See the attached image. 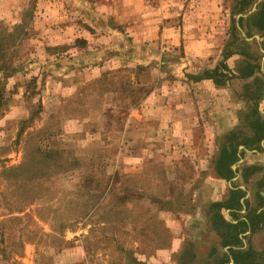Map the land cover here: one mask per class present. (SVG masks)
<instances>
[{
  "label": "rangeland",
  "instance_id": "1",
  "mask_svg": "<svg viewBox=\"0 0 264 264\" xmlns=\"http://www.w3.org/2000/svg\"><path fill=\"white\" fill-rule=\"evenodd\" d=\"M183 1L0 0V264H188L177 253L136 259L160 246L166 220L179 236L169 230L165 241L193 244L203 227L213 246L201 213L227 185L202 194L211 185L202 161L211 151V164L230 130L250 135L253 96L264 111V31L250 17L264 0ZM191 30L206 32L210 50H187L201 39ZM248 63L255 74L240 78ZM216 68L222 86L190 90L191 74ZM164 91L168 105L151 99ZM183 105L198 112L191 128L162 111ZM259 164L243 184L254 206L264 195Z\"/></svg>",
  "mask_w": 264,
  "mask_h": 264
},
{
  "label": "crops",
  "instance_id": "2",
  "mask_svg": "<svg viewBox=\"0 0 264 264\" xmlns=\"http://www.w3.org/2000/svg\"><path fill=\"white\" fill-rule=\"evenodd\" d=\"M185 1L186 0L183 1V4L185 3ZM215 32L216 31H214V33ZM162 33L163 34L161 36H163V38L171 37V40L169 38L166 43H171V45H174V47H176L175 43L177 36L174 35L170 30L166 29H164ZM169 33H171V35H168ZM187 34H190L191 36L201 35L199 37L201 39L189 41V44L191 45H187L188 51L194 52L198 55L201 54L202 49L203 51L210 50V46H208L209 48H203L201 46L203 42L207 41V37L205 35L206 32H197L196 30H191L189 32H186L185 35ZM154 36L158 37V32H154ZM202 38H205L206 41ZM196 40L199 41L197 42ZM199 75L200 74H191V76H189L188 81H190L191 85L190 90H193L194 87H198L199 85H205L209 87V85H211L212 83L215 86L219 87V85H217L212 79H199L195 81V76ZM187 76L188 74L186 75V77ZM172 94L173 92L168 93L167 91H164L163 93H161V96H159V94H152L151 99L160 97V99H162V102H166V104L168 105L169 101H171L172 99ZM192 94H195V92H192ZM192 94H185L184 97L187 96V99L194 101L192 98ZM253 99L256 100L257 103H254L256 106V110L254 111V109H252L251 112H254L255 116L253 115L252 120L249 122L250 135L243 134L242 137H238V135L234 132L236 130H230V134L225 138L227 140V144H225L224 146L222 145L220 150L218 151L217 148H215L217 153L213 155L214 160L211 162V164H209V166L207 167L208 162H210L212 159L211 151L209 152V156L204 155L205 159L204 161H202L205 167L202 168L201 171H208V173L206 174V178H204V181L210 182L211 184L204 185V187L200 190L202 194H207V197H212L213 195L214 197H216L215 188L212 186V183L213 185H216L220 182L224 185H227V193L225 195H222L223 198L220 197V200H214L215 198L213 200H208L203 213H201L204 220L208 223L209 231L214 234L215 240L213 246L207 241V239H205L207 234L211 233H208L203 227H201L200 230H197V237L193 240H190L193 241L191 242L193 244L185 242L186 240H183L185 238H181V236L175 239L173 238L172 241H165L163 237L170 233L169 230H171L173 234L176 233L175 236H179L176 230H172V223H169V221L166 220L160 222V227H157V229L159 230L158 233L154 231V233H156L154 235H157L158 237L160 236L159 232L161 231V243H153L157 246H160L155 248L151 254L145 253L146 255L143 258L138 256L136 258L135 256L137 260L144 259L149 261H162L165 259L167 260L172 253H177L176 260L180 263L264 264V252H262L263 250L260 249L264 248V240L260 239V237L264 236V195L263 192L257 190L255 197L257 198L258 203H260L261 205L254 206L251 204L250 200L252 194L250 193V191L248 192L243 185L247 184L250 181L252 175L261 169L259 163L264 162V135L258 143H247L246 146L241 144V141L244 139H253L255 130L252 124L254 123L255 119L260 118L261 121H264V111L263 108L259 105L260 101L258 96H253ZM148 106H150V110H152L153 106L155 107V105L148 104L145 107V110L147 112ZM186 107L190 106L183 105L181 109L175 111L171 110L169 107H164L162 108V111L166 112L168 116V118H164H177L176 120H174V122L177 123V127H180V125H182L184 127L186 126L191 128L195 125L193 119L196 118V116L198 117V112L197 110L187 109ZM211 112L214 113L213 116H216V111L210 110V114ZM203 128H205L204 132L206 134V138L203 139V143L205 147H209L210 149H212L213 147H215L214 143L218 139L217 130L215 127H212L210 123L209 125H204ZM175 130L182 132V130L180 129ZM231 135H233L231 137L232 140H229L228 138ZM232 147L237 148L235 155L236 160L229 166L232 175L227 178L228 172H225V170L219 168V165L221 163V159H223L222 151L226 149L228 152H230V149ZM218 169H220V172L218 171ZM202 175L205 176L204 173ZM238 181H240L241 184H237ZM259 185H264V178L261 179ZM164 197L165 196L163 195L160 196V198ZM237 199L240 204L239 208L232 205L234 202H236ZM177 212L179 213V211ZM158 213H170L169 208H164L162 206L161 209H159ZM173 213L174 212H171V216L175 218ZM189 214L190 212H185L184 216ZM164 216L165 215H163L162 217ZM254 245L256 247H254ZM208 249H210L209 252L205 254ZM198 259H200V263H197Z\"/></svg>",
  "mask_w": 264,
  "mask_h": 264
},
{
  "label": "trees",
  "instance_id": "3",
  "mask_svg": "<svg viewBox=\"0 0 264 264\" xmlns=\"http://www.w3.org/2000/svg\"><path fill=\"white\" fill-rule=\"evenodd\" d=\"M251 1H253V3H255L256 0H251ZM245 4L248 5V2H246ZM251 16L254 17V19H253L254 27L258 31H264V2H261L256 6V11L254 13H251L250 17ZM242 20L243 19L240 18L238 20L239 23H241ZM19 28H20V26L16 25L13 30H17ZM221 68L228 71V68L224 64H221ZM257 68H258V66L256 64L253 65V64L248 63L245 67H243L240 70L239 77L243 78V79L249 78L255 74L254 70ZM219 73H220L219 69H215L213 72H205L203 76L194 78V80L196 81L199 79L200 80L212 79L217 85L222 86L225 83V79H223L224 76L219 74ZM258 98L260 99L259 96H258ZM255 103H257V102H255ZM253 109H254V111L256 110L255 104L253 105ZM253 115L255 116L254 112H253ZM259 120H260V118H256L254 123L252 124L253 128L255 130V134H254L253 139H244L241 141V144L246 146L247 143H258L261 140V138L264 135V121H261V120L259 121ZM232 136L233 135H231L228 139L232 140V138H231ZM236 151H237L236 147L235 148L232 147L230 149V152H228L226 149H224L222 151V155H223L222 158L223 159H221V163L219 165V168H221L222 170H225V172L226 171L228 172L227 178H229V176L232 175L231 170L229 169V166L231 164H233L236 160V157H235ZM218 171L220 172V169H218ZM232 205L237 206V208H239L240 204H239L238 199ZM135 261H137V260H135Z\"/></svg>",
  "mask_w": 264,
  "mask_h": 264
}]
</instances>
